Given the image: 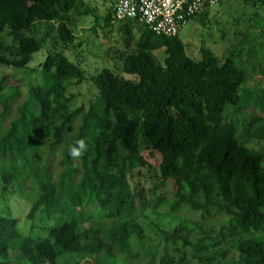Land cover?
Here are the masks:
<instances>
[{
  "label": "trees",
  "instance_id": "obj_1",
  "mask_svg": "<svg viewBox=\"0 0 264 264\" xmlns=\"http://www.w3.org/2000/svg\"><path fill=\"white\" fill-rule=\"evenodd\" d=\"M208 11L194 17L202 15L204 22ZM74 14L94 10L85 0H0V65L20 69L29 64L41 41L25 32L38 22L56 23L58 41L74 46ZM112 15L113 6L95 25L100 19L105 27L113 25ZM127 21H121L127 34L135 23L141 30L136 50L123 57L122 70L134 77L107 67L91 76L103 107L74 105L68 87L73 80H88L87 73L59 51L46 57L41 79L25 95L18 88L0 93V153H12L23 163L8 171L0 166L1 190L6 192L19 174L38 179L40 192L28 219L32 228L46 233L40 239L24 236L16 218L0 213V264H58L65 255L77 256L74 264L87 258L92 264L106 259L264 264V153L247 144L252 138L264 140V115L255 118L241 141L223 113L246 94L245 72L232 57L222 60L209 47L202 46L200 58H193L178 36H159ZM125 42L132 43L129 37ZM161 49L163 63L155 57ZM255 98L257 107L264 106V97ZM141 131L160 155V183L148 202L144 190L132 188L125 164L138 154ZM81 138L87 151L74 159L69 149ZM35 148L48 152L45 163L40 156L30 157ZM169 179L177 184L170 196L158 192ZM138 199L143 207H137ZM163 202L165 214L157 209ZM150 205L168 223L183 221L169 237L190 247L192 258L157 256L140 220ZM85 222L91 225L83 228ZM133 235L145 252L133 248Z\"/></svg>",
  "mask_w": 264,
  "mask_h": 264
},
{
  "label": "rangeland",
  "instance_id": "obj_2",
  "mask_svg": "<svg viewBox=\"0 0 264 264\" xmlns=\"http://www.w3.org/2000/svg\"><path fill=\"white\" fill-rule=\"evenodd\" d=\"M94 10V14L87 16L72 15L74 20L72 28L76 34L75 45L66 48L57 39V25L54 22H38L31 30L25 33L35 36L41 41V48L32 54L29 64L25 68L17 69L8 65H0V80L4 77L2 91L0 93L13 94L18 88L21 95L28 92L29 87L36 83V78L41 79L42 63L46 57L57 51L63 52L73 62L78 63L86 70L88 80L75 83L73 80L68 91L74 94V105L83 106L88 110L90 105L101 108L105 104L99 97L98 91L91 81V76L96 75L103 68L113 69L119 75L127 78L134 76L122 70L123 57L136 50L135 42L140 37L139 24L131 27V34H127L123 22L116 21L113 25L105 27L104 20L100 19L99 25H95L96 18L104 17L113 6L114 0H85ZM209 15L203 22L202 15L191 19L182 28L178 39L182 42L186 53L193 58H200V48H211L222 60L232 57L237 66L245 72V82L242 91L246 94L242 97L239 105L226 107L224 121L233 124L236 128L239 140H244L249 126L255 118L264 115V106H256V96L264 97V6L258 0H226L209 9ZM204 14V13H203ZM133 21L128 20L127 23ZM97 27V32L93 27ZM131 39L130 46L125 40ZM12 38L6 42L11 43ZM155 57L164 62L166 54L163 49L155 51ZM17 89V90H18ZM39 108V103L35 104ZM2 107L0 106V112ZM3 131L0 125V134ZM72 140L69 141V144ZM138 154L133 159H126L125 164L133 189L144 190L145 201H151L154 197V189L160 183L159 161L160 155L155 152L145 141L142 131L138 137ZM248 146L258 152L264 153V140L252 138ZM46 162L48 152L41 148L30 151V157H37ZM1 169L8 171L20 168L23 163L14 158L12 153H0ZM48 157V158H47ZM0 184V213L10 215L17 219L20 232L24 236L40 239L46 235L44 230L31 227L28 214L32 204L38 198L40 187L38 179L19 174L18 179L8 186L3 192ZM177 190V184L169 179L166 185L158 190L166 195H173ZM137 207H143L142 202L137 200ZM168 205L163 202L157 209L162 214L168 211ZM141 215L148 241L158 257L182 255L193 257V251L186 247L182 240H171L169 234L173 232L182 220L168 223V219L158 215L148 206ZM90 222H85L83 228L89 227ZM133 248L139 252L146 249L139 241L137 235H133ZM79 260L77 256L65 255L60 258L58 264H74ZM103 264H122L120 260L106 259ZM81 264H92L90 258Z\"/></svg>",
  "mask_w": 264,
  "mask_h": 264
},
{
  "label": "built area",
  "instance_id": "obj_3",
  "mask_svg": "<svg viewBox=\"0 0 264 264\" xmlns=\"http://www.w3.org/2000/svg\"><path fill=\"white\" fill-rule=\"evenodd\" d=\"M226 0H115L113 21L134 20L156 35L178 36L197 14Z\"/></svg>",
  "mask_w": 264,
  "mask_h": 264
},
{
  "label": "clouds",
  "instance_id": "obj_4",
  "mask_svg": "<svg viewBox=\"0 0 264 264\" xmlns=\"http://www.w3.org/2000/svg\"><path fill=\"white\" fill-rule=\"evenodd\" d=\"M87 147L88 146L86 141L83 138H81L75 141L72 146H70L69 155L74 159L80 158L87 151Z\"/></svg>",
  "mask_w": 264,
  "mask_h": 264
},
{
  "label": "crops",
  "instance_id": "obj_5",
  "mask_svg": "<svg viewBox=\"0 0 264 264\" xmlns=\"http://www.w3.org/2000/svg\"><path fill=\"white\" fill-rule=\"evenodd\" d=\"M115 1V0H114Z\"/></svg>",
  "mask_w": 264,
  "mask_h": 264
}]
</instances>
